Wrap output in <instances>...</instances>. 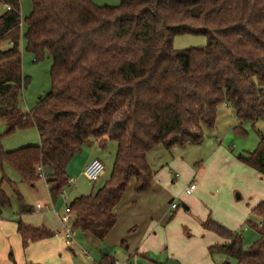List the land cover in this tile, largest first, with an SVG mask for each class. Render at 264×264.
I'll return each instance as SVG.
<instances>
[{
	"label": "trees",
	"instance_id": "1",
	"mask_svg": "<svg viewBox=\"0 0 264 264\" xmlns=\"http://www.w3.org/2000/svg\"><path fill=\"white\" fill-rule=\"evenodd\" d=\"M24 19L26 51L51 62V89L35 108H19L28 84L22 74L20 0H0V170L9 166L33 185L43 175L56 203L69 186L67 168L84 146L106 137L116 145L108 181L68 206L73 232L103 243L116 224L115 207L130 182L135 193L151 186L155 173L147 155L199 146L213 130L217 109L234 111L239 127L264 120V0H118L115 7L91 0H30ZM206 38L202 48L174 50L173 38ZM5 45V47H3ZM34 128L39 145L4 152L1 142ZM240 162L264 177V142ZM40 169V171H39ZM0 181V215L11 200ZM19 216L32 213L20 196ZM253 214L258 238L244 248L241 235L208 216L201 226L226 242L220 264H264V202ZM21 246L55 236L16 221ZM13 262V256L9 254ZM99 264H115L103 255Z\"/></svg>",
	"mask_w": 264,
	"mask_h": 264
},
{
	"label": "rangeland",
	"instance_id": "2",
	"mask_svg": "<svg viewBox=\"0 0 264 264\" xmlns=\"http://www.w3.org/2000/svg\"><path fill=\"white\" fill-rule=\"evenodd\" d=\"M91 2L99 7H115L119 3L118 0H91ZM5 9L6 7L0 4V16ZM31 11L30 0H20L19 50L22 74L28 80L19 102V108L24 113L32 111L38 99L45 96L51 89L49 57L45 56L44 59L35 62L33 55L26 51L23 38L24 19L30 15ZM205 46L206 38L203 36L180 35L174 37L172 41L174 50ZM239 126L234 111L222 104L217 109L214 129H203L204 139L201 145H189L171 150L159 146L147 155V163L155 173V177L151 184L152 191L139 199V202H142L141 206H153L150 210L152 212L150 215L152 220H150L153 221V225L155 223L153 226L155 235L152 236H157L160 241L164 233L161 229L166 228L165 232L170 237V252L176 255L179 264H188L183 262L187 254L196 258L202 246L203 252L207 253L208 249L214 252L209 257L211 264H220L225 260L221 247L206 246V239H203L201 231L203 215H209L227 229L238 232L244 248L253 245L258 238L256 231L260 228V220L256 218L252 210L256 205L264 202V177L243 165L239 156L251 154L261 139L264 142V120L260 119L253 126L243 124L240 127L241 130L236 131L235 128ZM4 131V122L0 120V134ZM38 145L39 136L34 128L17 130L11 136L4 137L1 142L4 152ZM88 148V146L83 148V152ZM115 151V143L108 139L106 147L96 151L107 173L105 177H99L96 182L88 181L83 171H75L76 165L81 163L83 160L81 158H85L86 155L83 153L75 158L67 169V177L74 179V183L64 189V196L61 195L56 203L51 201L42 178L33 185H29L22 182L20 176L9 166L4 165L2 172L0 170V181L4 175L13 187L3 182L2 190L11 200V206L2 210L0 220L7 221L12 226L9 227V224H6L0 228V253L5 252L8 240L10 243L8 247L11 246V248H6L7 256L11 253L14 258L19 252L24 257V264H91L92 257L96 258L97 255V249L92 244L95 239L91 236L87 239L81 232H73L72 243L68 246L63 238L64 225L60 223L57 216L61 217L65 207L69 206L76 197L88 196L108 181ZM176 174L178 178L175 179ZM191 180L196 183L197 191L194 192L192 201L187 202L186 198L190 197L184 194V188L186 182ZM126 191L127 194L135 193L132 182L129 183ZM17 196L21 197L24 205L34 210L35 214L30 213L27 221L33 222L36 220V215L47 214L45 218L53 223L51 229L59 231L55 232V237L44 241L45 243H35L27 249L20 248V251L12 248L16 243L15 240L12 238L6 240L5 237L8 232H11L10 236L15 233L14 224L17 219L23 222V216L18 215ZM237 196L240 197L239 200ZM171 199L177 209L170 208L168 202ZM38 204L43 207L41 210L36 209ZM45 205L47 209L44 208ZM184 206H187L188 210H185ZM116 249L119 250V248ZM122 254L119 253L116 257L120 261L119 264H122L124 259V253ZM207 254L209 256V253ZM152 259L158 260V256L153 255ZM14 261L16 262V259ZM138 261V264H142L140 259Z\"/></svg>",
	"mask_w": 264,
	"mask_h": 264
},
{
	"label": "crops",
	"instance_id": "3",
	"mask_svg": "<svg viewBox=\"0 0 264 264\" xmlns=\"http://www.w3.org/2000/svg\"><path fill=\"white\" fill-rule=\"evenodd\" d=\"M103 139L105 140V143L103 146H99L98 141L91 142L90 144L84 146V148L87 146L89 148L86 149L85 152H83V149H82L81 153L78 154L76 157H74L72 161L69 163V165H71V163L74 161L75 158H77L80 155H83V153L86 156L85 158H81L83 160H81V163L76 165L75 171H79V170L83 171L85 166H87L93 160L100 161V159L98 158V154H96V151L103 150L106 147L107 138L104 137ZM110 173H111V169H110ZM106 175L107 173L104 170L101 178L105 177ZM174 178L175 179L178 178V175L177 174L174 175ZM72 180L74 183V179ZM189 183L196 184L193 180H191L189 182H186L185 188ZM151 186L144 193H139V194L138 193H134V194L128 193L127 194V191L125 192L122 200L114 209V213L116 215V224L114 228L112 229V231L110 232V234L108 235V237L106 238V240L103 243L98 242L96 239L94 240L95 242L93 243L91 242L94 245V248L97 249L96 258L92 257L91 264H99L103 255L109 256L115 263L117 262L119 264L120 261H118V259L116 258L119 253L121 254L124 253V256H123L124 259H123L122 264H131V261L133 262L132 264H138L139 262L138 259H140V262L142 264H179V262L177 263V260L179 259L176 257L174 253L170 252V248H169L170 247V242H169L170 237L165 232L166 228L161 229V231H164V233L162 235L163 239H161L160 241L157 236L156 237L152 236V235H155L153 231V226L155 225V223L153 225L152 223L153 221L151 222L152 218L150 216L152 213L150 210L151 208H153V206H147V207L141 206L142 202H139V199H142V197H145L147 193L152 191ZM196 191H197V188H196ZM193 195L189 196L190 198H186V201L187 202L192 201ZM172 201L173 199L169 200L168 204H171ZM184 207H185V210H188L187 206H184ZM42 208L43 207H41L40 209H37V205H36L37 210H41ZM44 208L47 209L48 207L45 205ZM34 214H35L34 210H32L31 215H34ZM29 215L30 214L24 215L22 217L23 224L36 227V228L42 227L52 233L59 232V231L51 229V226H53V223L49 222V220L45 218L47 214L43 216L36 215L35 216L36 220H34L33 222L27 221V218L29 217ZM208 216L209 215L207 216L203 215V217L201 218V224L202 222L205 221V219ZM57 218L60 221L59 215L57 216ZM149 220H150V223H149ZM6 224L8 225L9 223H7V221L0 220V228L4 227ZM10 226L12 225L9 224V227ZM14 227H15L14 228L15 233L10 236L11 232L10 233L8 232L5 238L6 240L7 238L14 239L15 240L14 242L16 243L14 244V247L12 248H16L17 250L20 251V248H22V246H21L20 237L16 232V228H17L16 223L14 224ZM11 231H14V230H11ZM201 231L203 233V236H202L203 239H206V246H208V248L209 247L212 248L214 246L217 247V245L218 247H222L223 245L226 244L224 240H221L215 234L204 231L202 226H201ZM75 232H79V231H75ZM84 235H86L87 239H90L89 235L87 234H84ZM44 241H47V240H44ZM44 241H40V242L45 243ZM7 244L8 246L10 244L8 240H7ZM8 246H6V248ZM10 248L11 246L8 247V249ZM116 248H119V250H117ZM5 249H4L5 252L0 253V260H1L0 264H24V257L21 253L18 252L17 255L13 258V262H11L9 260V255L7 256L8 249L6 250ZM214 251H217V250L214 249ZM207 253H209V256ZM207 253L203 252V246H202L200 253L198 254L196 258L190 257L187 254L183 262L188 263V264H211L209 262V257H211L214 252H211V249H208ZM153 255L158 256V260L152 259ZM14 259H16V262L14 261Z\"/></svg>",
	"mask_w": 264,
	"mask_h": 264
},
{
	"label": "built area",
	"instance_id": "4",
	"mask_svg": "<svg viewBox=\"0 0 264 264\" xmlns=\"http://www.w3.org/2000/svg\"><path fill=\"white\" fill-rule=\"evenodd\" d=\"M8 9V8H6ZM40 171V169H39ZM104 172V164L99 161V160H93L91 161L87 166H85V168L83 169V175L84 177L91 182H96L99 177L102 176ZM40 178L43 179V175L40 172L39 175ZM68 183L72 184L73 180L72 179H68ZM196 191V185L194 183H189L186 188L184 189V194L186 196H191L194 194V192ZM62 196H64V191L61 194ZM41 206L37 205V209H40ZM170 208L171 209H175L176 205L174 203L170 204ZM71 220H72V214L69 211L68 207H65L63 215L60 217V222L64 225V230H63V238L65 240V243L70 246L73 240V230L71 227ZM56 236V234H55ZM54 236V237H55ZM115 264H118L117 262Z\"/></svg>",
	"mask_w": 264,
	"mask_h": 264
},
{
	"label": "water",
	"instance_id": "5",
	"mask_svg": "<svg viewBox=\"0 0 264 264\" xmlns=\"http://www.w3.org/2000/svg\"><path fill=\"white\" fill-rule=\"evenodd\" d=\"M240 199V197L239 196H237V200H239ZM185 208V207H184Z\"/></svg>",
	"mask_w": 264,
	"mask_h": 264
}]
</instances>
